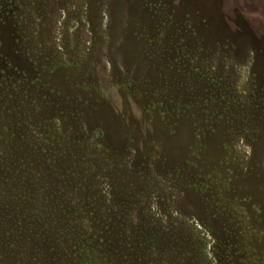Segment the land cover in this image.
<instances>
[{
  "label": "rangeland",
  "instance_id": "obj_1",
  "mask_svg": "<svg viewBox=\"0 0 264 264\" xmlns=\"http://www.w3.org/2000/svg\"><path fill=\"white\" fill-rule=\"evenodd\" d=\"M0 264H264V0H0Z\"/></svg>",
  "mask_w": 264,
  "mask_h": 264
}]
</instances>
